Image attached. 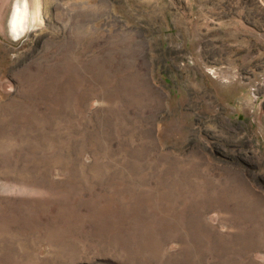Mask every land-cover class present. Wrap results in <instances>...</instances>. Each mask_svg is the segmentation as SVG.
Listing matches in <instances>:
<instances>
[{
    "label": "rangeland",
    "instance_id": "obj_1",
    "mask_svg": "<svg viewBox=\"0 0 264 264\" xmlns=\"http://www.w3.org/2000/svg\"><path fill=\"white\" fill-rule=\"evenodd\" d=\"M16 1L0 264H264V0Z\"/></svg>",
    "mask_w": 264,
    "mask_h": 264
},
{
    "label": "bare ground",
    "instance_id": "obj_2",
    "mask_svg": "<svg viewBox=\"0 0 264 264\" xmlns=\"http://www.w3.org/2000/svg\"><path fill=\"white\" fill-rule=\"evenodd\" d=\"M29 11L30 8L28 0H17L15 2L11 18V33L16 39L23 36L26 28L32 25L30 24V20L27 22V16H31Z\"/></svg>",
    "mask_w": 264,
    "mask_h": 264
},
{
    "label": "water",
    "instance_id": "obj_3",
    "mask_svg": "<svg viewBox=\"0 0 264 264\" xmlns=\"http://www.w3.org/2000/svg\"><path fill=\"white\" fill-rule=\"evenodd\" d=\"M83 264H104L103 262H95V263H83Z\"/></svg>",
    "mask_w": 264,
    "mask_h": 264
}]
</instances>
